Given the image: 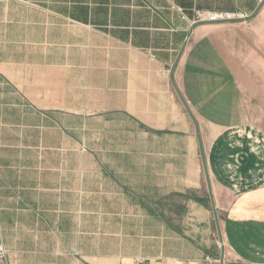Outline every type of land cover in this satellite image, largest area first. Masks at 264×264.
I'll return each mask as SVG.
<instances>
[{"label":"crops","instance_id":"obj_1","mask_svg":"<svg viewBox=\"0 0 264 264\" xmlns=\"http://www.w3.org/2000/svg\"><path fill=\"white\" fill-rule=\"evenodd\" d=\"M14 54L49 57L29 102L55 130L97 103L98 157L2 156L0 264H264V3L0 0V130Z\"/></svg>","mask_w":264,"mask_h":264},{"label":"rangeland","instance_id":"obj_2","mask_svg":"<svg viewBox=\"0 0 264 264\" xmlns=\"http://www.w3.org/2000/svg\"><path fill=\"white\" fill-rule=\"evenodd\" d=\"M16 10V9H14ZM16 12V11H15ZM59 36V35H58ZM11 42H17L11 41ZM22 42V41H21ZM58 45H65V40L57 39ZM82 40H74V44L81 45ZM17 52V50H14ZM37 52V50H36ZM72 62L79 57H69ZM58 62L65 61V57H52ZM11 64H21V70L11 71V94L8 109L4 105V128L0 130V144L7 146V149L0 152V159H24L31 162L37 160H87L98 157L97 152V121L91 120L97 111V103L73 104L75 120L72 121L73 132L66 134L54 129L49 112L44 104L30 103L35 100L33 95L37 92V63L49 62V57L37 56V54L18 56L11 55ZM12 66V65H11ZM66 74V73H64ZM74 74V75H73ZM75 94L86 89L82 87L79 72H72ZM22 82L23 86L29 87L25 94L18 89L17 83ZM26 98L27 102H25ZM37 99V98H36ZM96 99V98H94ZM8 114V115H7ZM77 117L81 119H77ZM89 119V120H88ZM87 128L95 129L88 134ZM3 156V157H2ZM37 165V163H36ZM64 204L65 201H58ZM30 205L37 207V200L27 201ZM43 206L53 203L50 200H42ZM28 234V233H27ZM30 234V232H29ZM16 236V235H15ZM14 236V238H15Z\"/></svg>","mask_w":264,"mask_h":264},{"label":"built area","instance_id":"obj_3","mask_svg":"<svg viewBox=\"0 0 264 264\" xmlns=\"http://www.w3.org/2000/svg\"><path fill=\"white\" fill-rule=\"evenodd\" d=\"M258 6L264 3V0H257ZM250 18L248 14L242 12H230V11H209V10H197L194 12L193 22L197 23H232L240 22ZM219 248L223 247V244L218 240ZM135 264H146L143 260L139 259ZM173 264H186L180 261H174ZM203 264H221V260L212 255H206L203 260Z\"/></svg>","mask_w":264,"mask_h":264}]
</instances>
